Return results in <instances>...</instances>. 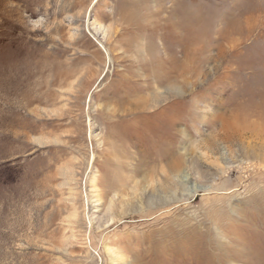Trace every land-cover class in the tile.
Here are the masks:
<instances>
[{
    "label": "rangeland",
    "instance_id": "obj_1",
    "mask_svg": "<svg viewBox=\"0 0 264 264\" xmlns=\"http://www.w3.org/2000/svg\"><path fill=\"white\" fill-rule=\"evenodd\" d=\"M0 264H264V0H0Z\"/></svg>",
    "mask_w": 264,
    "mask_h": 264
},
{
    "label": "bare ground",
    "instance_id": "obj_2",
    "mask_svg": "<svg viewBox=\"0 0 264 264\" xmlns=\"http://www.w3.org/2000/svg\"><path fill=\"white\" fill-rule=\"evenodd\" d=\"M172 119V118H171ZM177 163H179V162H177ZM179 165V164H178ZM179 167V166H178ZM171 168V167H170ZM170 170V169H169ZM172 171V170H171Z\"/></svg>",
    "mask_w": 264,
    "mask_h": 264
}]
</instances>
